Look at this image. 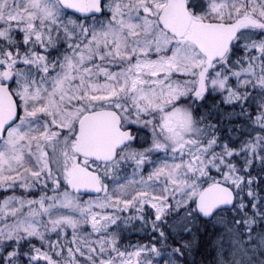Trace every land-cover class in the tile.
<instances>
[{
    "label": "rangeland",
    "instance_id": "rangeland-1",
    "mask_svg": "<svg viewBox=\"0 0 264 264\" xmlns=\"http://www.w3.org/2000/svg\"><path fill=\"white\" fill-rule=\"evenodd\" d=\"M102 1L103 15L83 23L67 17L54 0H0V83L9 72L19 103V120L0 143V244L24 238L37 244L40 253L27 264H181L171 250L150 253L134 247L124 252L113 233L104 244L93 239L106 229L113 207L131 211L123 224L130 228L128 236L142 234L136 225L144 218L133 207L139 203L154 210L156 218L163 207H171L173 215H181L176 231L189 232L196 223L195 215L181 211L189 204L193 210L197 194L213 183L209 175L217 168L195 153L199 137L189 109L176 105L173 110L174 135L156 137L143 151L124 148L112 167L92 166L77 157L76 124L86 112L115 107L126 125L139 128V117L178 104L189 93L222 94L233 84L246 83L252 68L244 70L245 56H264V0H188L194 24L251 18L252 25L242 28L234 46L244 54V64L236 70L231 60L209 64L187 37L177 41L162 31L157 17L166 0ZM142 83L164 87L143 90ZM150 154L155 158L146 166ZM79 163L100 173L101 197L67 192L69 172ZM121 169V181L108 189L105 182L114 181ZM225 176L232 184L234 177ZM28 192L38 197L28 198ZM236 211L232 215L241 227L224 218L215 222L223 228L214 247L215 264H264V228L256 224L252 230L254 218ZM91 220L99 221L100 228L95 227L89 241H81L80 230ZM261 220L264 225V215ZM47 224L49 231L59 230V238L66 236L69 246L50 242ZM12 253L0 251L6 259Z\"/></svg>",
    "mask_w": 264,
    "mask_h": 264
},
{
    "label": "trees",
    "instance_id": "trees-1",
    "mask_svg": "<svg viewBox=\"0 0 264 264\" xmlns=\"http://www.w3.org/2000/svg\"><path fill=\"white\" fill-rule=\"evenodd\" d=\"M65 15L70 17L66 13ZM101 16L84 21L79 20V22L89 23L98 20ZM239 51L232 47L225 59L226 61L231 60L233 70L244 64L241 58L243 52ZM244 61L247 63L245 71L248 70L247 67L252 68L246 83L238 87L233 84L222 94L207 93L204 96L193 97L192 94H187V98L177 104L180 107H187L193 122H196L198 132L195 137L199 139H195L197 141L195 153L199 154L202 161L207 160L209 164L217 168L216 172L209 176L213 178V182L223 183L232 188L235 194L233 209L218 213L209 222H204L192 214L196 223L186 234L174 230V223L179 219V215L171 214L173 209H169L166 214L170 216L169 224L171 225L167 222L164 224L162 220L155 221L146 218L142 235L128 236L127 232L130 228L125 230L126 227L122 222L125 215L130 214L131 211L123 212L113 207L114 215L109 217L108 224H105L106 229L104 231L99 229L98 234L96 233L97 238L93 240L104 244L107 241V235L113 233L114 242L116 245L117 243L122 244L124 252L143 246L150 253L171 250L172 257L174 253H177L175 256L181 264H215L214 247H216L218 238L222 236L223 230L220 225L215 224L217 219L224 218L225 221H232V224L241 227L242 221L237 222L238 219L232 215L237 209L236 213H244L245 216L249 215L254 218V224L250 225L252 230L257 229L256 224L264 228L261 220L264 215V56L259 58L250 54L245 56ZM237 64L238 66L234 68ZM134 146L139 149V133ZM122 171V169L117 171L115 180L108 182V189L116 188L117 182L121 181L118 175ZM226 173L234 177L232 184H229L227 176L224 177ZM133 207L135 208L134 213H139V205ZM94 218L97 220L96 216ZM99 225V221L91 220L90 226L80 230L81 235L83 234L81 241L84 239L89 241L92 237L90 233H93L95 227L100 228ZM137 226L139 228V223ZM47 228L48 232H51L50 238L53 239L50 242H57L58 247L59 242L61 247H65V243L69 246L68 242H65L66 236L61 239L56 234L59 230L49 231L48 224ZM159 229H161L160 232ZM158 232L161 234L160 240L157 236ZM178 247L181 248L178 250ZM187 250H190V256ZM36 252L40 253L37 244L30 242L23 245L17 242L14 254L9 259L10 264L15 261L19 264H27L26 262H31L35 258ZM35 262L39 264L40 261L35 260Z\"/></svg>",
    "mask_w": 264,
    "mask_h": 264
},
{
    "label": "water",
    "instance_id": "water-1",
    "mask_svg": "<svg viewBox=\"0 0 264 264\" xmlns=\"http://www.w3.org/2000/svg\"><path fill=\"white\" fill-rule=\"evenodd\" d=\"M67 13L88 19L103 11L102 0H56ZM162 31L176 40L188 39L198 53L209 63L222 61L244 26L252 20L240 17L231 23L199 22L192 25L188 0H166L157 17ZM5 83L0 85V142L6 131L19 117L17 102L10 91L11 75L6 74ZM118 113L111 109L87 112L76 125L74 153L83 160L95 164H111L117 154L134 143L135 136L130 130L121 128ZM69 193L79 196L99 197L103 193L100 176L82 164L74 166L66 182ZM235 204L232 189L221 183H213L203 188L197 195L194 206L197 216L203 221H211L220 211H230Z\"/></svg>",
    "mask_w": 264,
    "mask_h": 264
},
{
    "label": "flooded vegetation",
    "instance_id": "flooded-vegetation-1",
    "mask_svg": "<svg viewBox=\"0 0 264 264\" xmlns=\"http://www.w3.org/2000/svg\"><path fill=\"white\" fill-rule=\"evenodd\" d=\"M139 70L143 71L144 69H143L142 66H140ZM7 73H9V72H6L4 75H6ZM0 84H3V83H0ZM156 86H159L160 88L164 87V85H162V84L156 85V84H145V83H142L141 87H139V88L140 89L144 88L143 90H145V89H148L149 87H153L154 88ZM10 89H11L12 94L14 95V92H13V78H12V83H11ZM188 95H190V93ZM14 97H15L17 103H18V99L16 98V95H14ZM178 103H181V101H179ZM176 105L177 104L169 103V104L163 106L161 108L160 112L152 110L146 116L139 117L138 118V120H139V128H135L134 126L126 125L125 122H124V119L122 117V114L119 111V108L110 107V108H105V109H111V110H114V111H116L118 113V115L121 118V122H122L121 127H122V129L130 130L131 133L133 135H135L136 141H137L138 133H139V151H143V150H145L148 146H150L153 143V141L155 140L156 137H161L162 135H166V134H171V135L173 134L174 135V129L175 128L177 129V127L175 126L177 122L173 121L174 120V116L172 115V113H173V110L175 109ZM18 106H19V103H18ZM159 113H161V114H159ZM136 141H135V143H136ZM135 143L133 145H135ZM157 149H159V148L157 147ZM159 152H160V149H159ZM170 152L171 151L169 149L168 152H166L164 154H169ZM119 156H120V152L118 153L117 159H116V161L114 163L109 164V165H105V166L106 167H109V166L112 167L113 165H115L118 162L119 158H120ZM152 158H155V155L154 156L152 154L145 155L146 166L150 165V163L152 162ZM90 164L92 166H99V165H96V164H93V163H90ZM146 166L143 168V170H145ZM100 167H101V165H100ZM88 168L91 169V170H95V169L90 168V167H88ZM98 174L101 177L99 172H98ZM109 181L110 180L106 181L105 184H107ZM32 193L33 192H28V193H26V196L28 198H30L31 196L33 198L38 197L37 194L33 195ZM139 207H140L139 208V214L140 215L142 214V217L144 218L143 222H139V223H141L139 225V228L143 229V227H145V219L146 218H150V219L155 220V221L162 220V222L164 224L166 222L169 224L170 216L168 214H166V213L168 212V210L170 208L167 209V208L163 207L164 208L163 209V213L156 218L154 210L149 211L148 207L146 205H144V204L141 205L140 203H139ZM182 210L183 211H181V212L182 213L184 212L186 217L191 216L193 214V212H194V215H196L194 203H193V210H192V205L191 204H189L187 207L183 208ZM173 213H174V211H173ZM114 222H116L115 219H114ZM122 223H124V221ZM164 224H163V227H164ZM1 225L2 224H0V226ZM169 225H171V224H169ZM43 230L47 231V228L45 227ZM160 230L161 229H159V232H160ZM159 232L157 233V236H158V239L160 240V235L161 234ZM142 233H143V230H142ZM186 233L187 232H184V234H186ZM141 235L142 234H140L139 236H141ZM17 239H19V238H17ZM16 241L17 240H15V241L13 240V242L8 244V245L0 244V251L2 250L3 253H5V251H10L11 252L13 250V252H14V250L16 248V244H17ZM18 242L23 243V245H26L27 243L28 244L30 243V241H28L26 238L19 239ZM139 248L142 249V250L145 249L143 246H139ZM180 248L181 247H178L177 249L179 250ZM13 254L14 253H12V255ZM0 264H10V261H9V259H6L5 257L0 255Z\"/></svg>",
    "mask_w": 264,
    "mask_h": 264
}]
</instances>
